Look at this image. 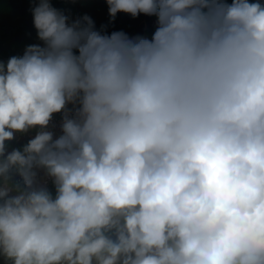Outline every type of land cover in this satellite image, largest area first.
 Masks as SVG:
<instances>
[{
    "label": "clouds",
    "instance_id": "obj_1",
    "mask_svg": "<svg viewBox=\"0 0 264 264\" xmlns=\"http://www.w3.org/2000/svg\"><path fill=\"white\" fill-rule=\"evenodd\" d=\"M106 2L113 19L157 17L151 39L101 34L40 0L43 46L0 61V257L264 264V3Z\"/></svg>",
    "mask_w": 264,
    "mask_h": 264
},
{
    "label": "trees",
    "instance_id": "obj_2",
    "mask_svg": "<svg viewBox=\"0 0 264 264\" xmlns=\"http://www.w3.org/2000/svg\"><path fill=\"white\" fill-rule=\"evenodd\" d=\"M40 0H0V61L7 62L12 56H20L29 45L43 42L39 40L37 30L34 27L32 9L38 6ZM256 2V0H250ZM264 3V0H261ZM51 5L70 18V23L77 18L87 15L94 22V30L101 34L111 35L113 32H124L130 38L144 37L151 39L157 27V17L139 15L133 18L130 14L118 13L113 19L109 15V7L106 0H50ZM232 3V0H227ZM78 107V105H72ZM69 108V107H67ZM54 114V116H58ZM34 129H30L33 132ZM24 143L6 141V152L14 149H22ZM53 198L56 196L55 185L49 189ZM0 264H7L0 257Z\"/></svg>",
    "mask_w": 264,
    "mask_h": 264
},
{
    "label": "built area",
    "instance_id": "obj_3",
    "mask_svg": "<svg viewBox=\"0 0 264 264\" xmlns=\"http://www.w3.org/2000/svg\"><path fill=\"white\" fill-rule=\"evenodd\" d=\"M72 105L73 104L67 105V107H69V108H67V114L69 115V118H75V113H76L77 107L72 106ZM64 115H65V113H60L58 116H53L48 128L45 129L46 131L52 132L54 135V138H57L62 134V123H63ZM39 131H41V129L35 128L33 130V132H30V130H29L25 133H15L14 139L12 141L20 144V143H24L25 142L24 139L27 138L26 139V144H27L28 141L30 139L34 138L35 135L37 134V132H39ZM37 172H38V175H37L38 185L47 187L49 189L53 184L52 178L47 176L46 170L39 169V170H37Z\"/></svg>",
    "mask_w": 264,
    "mask_h": 264
}]
</instances>
